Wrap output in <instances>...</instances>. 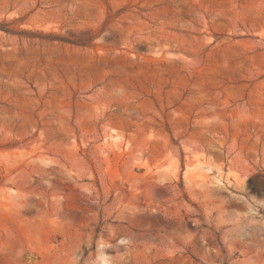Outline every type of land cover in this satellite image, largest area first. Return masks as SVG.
Here are the masks:
<instances>
[{
	"label": "rangeland",
	"instance_id": "obj_1",
	"mask_svg": "<svg viewBox=\"0 0 264 264\" xmlns=\"http://www.w3.org/2000/svg\"><path fill=\"white\" fill-rule=\"evenodd\" d=\"M0 264H264V0H0Z\"/></svg>",
	"mask_w": 264,
	"mask_h": 264
},
{
	"label": "bare ground",
	"instance_id": "obj_2",
	"mask_svg": "<svg viewBox=\"0 0 264 264\" xmlns=\"http://www.w3.org/2000/svg\"><path fill=\"white\" fill-rule=\"evenodd\" d=\"M201 177H202V179H203V181H204V183H202V184H203L204 186H206V185H207V184H206L207 176L204 175V174H202Z\"/></svg>",
	"mask_w": 264,
	"mask_h": 264
}]
</instances>
